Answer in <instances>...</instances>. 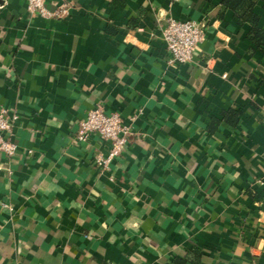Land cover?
<instances>
[{
  "label": "crops",
  "instance_id": "1",
  "mask_svg": "<svg viewBox=\"0 0 264 264\" xmlns=\"http://www.w3.org/2000/svg\"><path fill=\"white\" fill-rule=\"evenodd\" d=\"M0 0V264H264V52L222 0ZM255 11L264 29V0ZM194 19V59L170 64L160 19ZM103 105L132 128L78 141ZM238 109V123L224 112Z\"/></svg>",
  "mask_w": 264,
  "mask_h": 264
},
{
  "label": "built area",
  "instance_id": "2",
  "mask_svg": "<svg viewBox=\"0 0 264 264\" xmlns=\"http://www.w3.org/2000/svg\"><path fill=\"white\" fill-rule=\"evenodd\" d=\"M26 1L30 12L45 17L64 16L69 13L67 4L51 11L46 5V0ZM159 22L162 38L170 53L169 63L191 62L205 38L204 25L194 19H176L173 17H164ZM17 119L18 115L10 114L6 108L0 110V151L8 156H14L18 149L17 144L9 137ZM92 133L99 134L101 138L111 143L110 150L106 155L99 153L95 157L97 166L108 168L124 152L133 131L120 113H107L103 105H97L89 110L87 116L79 122L76 139L87 141Z\"/></svg>",
  "mask_w": 264,
  "mask_h": 264
},
{
  "label": "trees",
  "instance_id": "3",
  "mask_svg": "<svg viewBox=\"0 0 264 264\" xmlns=\"http://www.w3.org/2000/svg\"><path fill=\"white\" fill-rule=\"evenodd\" d=\"M206 1L211 2L212 0ZM222 5L235 12L240 24L249 23L251 25L248 37L257 48L264 52V29L260 27V16L255 11L256 0H222ZM241 113V110L229 109L223 114L224 120L236 125Z\"/></svg>",
  "mask_w": 264,
  "mask_h": 264
}]
</instances>
